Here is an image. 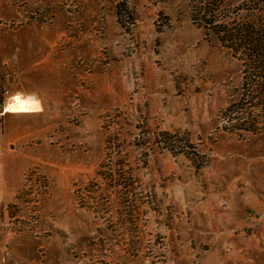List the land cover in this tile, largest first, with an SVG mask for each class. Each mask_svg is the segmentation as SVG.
Listing matches in <instances>:
<instances>
[{
    "label": "rangeland",
    "instance_id": "rangeland-1",
    "mask_svg": "<svg viewBox=\"0 0 264 264\" xmlns=\"http://www.w3.org/2000/svg\"><path fill=\"white\" fill-rule=\"evenodd\" d=\"M207 18L255 30L264 2L0 0V132L20 172L0 264H264V110ZM18 92L42 111L4 112ZM211 183L244 200L215 241L188 208Z\"/></svg>",
    "mask_w": 264,
    "mask_h": 264
},
{
    "label": "crops",
    "instance_id": "crops-1",
    "mask_svg": "<svg viewBox=\"0 0 264 264\" xmlns=\"http://www.w3.org/2000/svg\"><path fill=\"white\" fill-rule=\"evenodd\" d=\"M8 139L5 131L0 132V204L11 200L15 188L12 186V179L19 180L20 174L18 160H14L15 147H9L11 142H7ZM5 143H8V147H5ZM243 206L244 200L238 192L228 191L221 184L211 183L209 189L197 194L188 205L194 213V220L197 223L199 221L194 226L196 231L202 233L197 235V239L215 241L224 238L227 232L237 227Z\"/></svg>",
    "mask_w": 264,
    "mask_h": 264
},
{
    "label": "trees",
    "instance_id": "trees-1",
    "mask_svg": "<svg viewBox=\"0 0 264 264\" xmlns=\"http://www.w3.org/2000/svg\"><path fill=\"white\" fill-rule=\"evenodd\" d=\"M264 0H257L261 4ZM206 25L215 28L217 37L222 42L227 43L233 51L238 53L241 64L244 68H252L254 71H247L243 76L242 94L255 98L257 106L264 110V19H260L258 26L252 30L254 25L252 22H244L241 26L242 32L232 33L224 30L223 23H213L210 18L206 19ZM222 29V31H221ZM244 96L240 97L239 104H244L241 109L247 108ZM2 105V90L0 88V107ZM240 107V106H239ZM246 112V111H245Z\"/></svg>",
    "mask_w": 264,
    "mask_h": 264
},
{
    "label": "clouds",
    "instance_id": "clouds-1",
    "mask_svg": "<svg viewBox=\"0 0 264 264\" xmlns=\"http://www.w3.org/2000/svg\"><path fill=\"white\" fill-rule=\"evenodd\" d=\"M42 111L40 101L34 94L25 95L16 93L11 97V102L4 107V112H39ZM2 114V113H0Z\"/></svg>",
    "mask_w": 264,
    "mask_h": 264
}]
</instances>
